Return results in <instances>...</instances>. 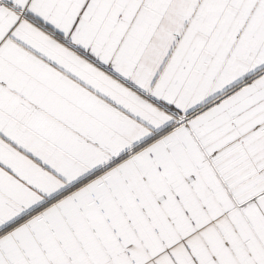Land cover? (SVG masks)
<instances>
[{"label": "snow or ice", "instance_id": "1", "mask_svg": "<svg viewBox=\"0 0 264 264\" xmlns=\"http://www.w3.org/2000/svg\"><path fill=\"white\" fill-rule=\"evenodd\" d=\"M0 264H264V0H0Z\"/></svg>", "mask_w": 264, "mask_h": 264}]
</instances>
